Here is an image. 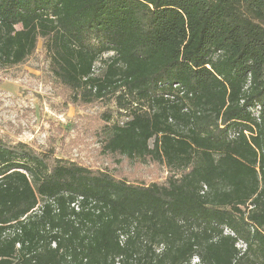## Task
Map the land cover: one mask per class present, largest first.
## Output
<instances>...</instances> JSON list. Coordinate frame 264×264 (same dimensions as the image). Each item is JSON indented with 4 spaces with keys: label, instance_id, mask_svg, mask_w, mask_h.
<instances>
[{
    "label": "trees",
    "instance_id": "obj_1",
    "mask_svg": "<svg viewBox=\"0 0 264 264\" xmlns=\"http://www.w3.org/2000/svg\"><path fill=\"white\" fill-rule=\"evenodd\" d=\"M40 41L77 103H115L103 154L170 176L0 138V264H264V0H0V69Z\"/></svg>",
    "mask_w": 264,
    "mask_h": 264
},
{
    "label": "rangeland",
    "instance_id": "obj_2",
    "mask_svg": "<svg viewBox=\"0 0 264 264\" xmlns=\"http://www.w3.org/2000/svg\"><path fill=\"white\" fill-rule=\"evenodd\" d=\"M101 67L97 63L96 71ZM76 100L50 72L40 41L35 55L25 64L0 69V138L28 144L39 152L53 151L57 158L108 170L131 183L166 181L170 173L165 165L103 154L101 134L107 124L103 115L111 112L116 120L115 103L106 99L84 104Z\"/></svg>",
    "mask_w": 264,
    "mask_h": 264
}]
</instances>
